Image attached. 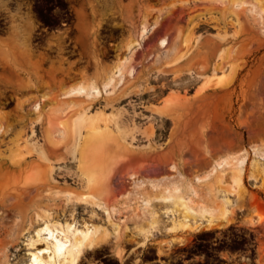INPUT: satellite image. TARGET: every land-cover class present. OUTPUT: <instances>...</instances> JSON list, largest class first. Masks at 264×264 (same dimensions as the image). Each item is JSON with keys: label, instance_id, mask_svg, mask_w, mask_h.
Segmentation results:
<instances>
[{"label": "rangeland", "instance_id": "1", "mask_svg": "<svg viewBox=\"0 0 264 264\" xmlns=\"http://www.w3.org/2000/svg\"><path fill=\"white\" fill-rule=\"evenodd\" d=\"M230 1L19 0L27 22L15 31V0L0 5V264L22 263L23 233L44 211L108 230L78 264H119L112 254L132 249L125 264H264V160L253 162L264 146V26ZM142 22L153 27L127 52ZM125 56L133 71L109 91L63 94L101 85ZM243 155L236 185L226 159ZM170 175L215 216L226 195L230 220L175 232L184 242L168 249L171 234L135 248L126 226L138 196ZM84 193L119 209L67 195Z\"/></svg>", "mask_w": 264, "mask_h": 264}, {"label": "bare ground", "instance_id": "2", "mask_svg": "<svg viewBox=\"0 0 264 264\" xmlns=\"http://www.w3.org/2000/svg\"><path fill=\"white\" fill-rule=\"evenodd\" d=\"M5 1L0 0V5H3ZM217 1L225 2L226 0ZM15 3L17 9L20 2L15 0ZM230 4L234 8H244L255 12L264 26V0H231ZM9 15L12 19L16 18V13L10 12ZM152 27L153 24L142 22L138 38L128 40L124 50L130 51ZM159 43L165 45L166 39L161 38ZM126 63V56L117 58L102 80L101 85L94 80L86 84L78 82L69 86L63 94L94 96L98 95L102 90L107 92L123 79L125 72L132 73L133 68ZM33 107L37 108L38 103L36 102ZM253 150V162L261 163V160H264V146L254 147ZM226 162L232 164L233 181L236 185H240L245 155L238 156L233 161L226 159ZM217 164L221 165L222 161ZM131 177L134 184H143V179L135 173H131ZM148 182L150 189L138 196V211H136L134 216V225L126 226L130 237L136 239L135 248L144 246L148 238L154 234H171L170 240L166 242V248L168 249L174 244L184 242L183 236H173L175 232H192L212 227L215 226L216 221L220 220L223 223L216 226H223L230 220L232 203L226 195L222 196L223 206L219 209V215L215 216L208 205L194 203L193 194L195 188L192 183L181 186L174 175L162 180L149 178ZM67 195L69 200L91 202L101 207L107 215L111 211L119 209L116 205L106 206L95 195L90 193L74 197L71 194ZM250 222L255 223L256 220L251 219ZM107 234L108 230L105 227L102 228L99 225H92L86 222L79 225L76 220L61 222L52 218L49 212L44 211L37 215L36 222L31 223L27 231L23 233L21 242L25 250L22 263L18 260L8 259L5 264H78L84 251L95 245L100 238L105 237ZM116 237L117 235H115ZM132 252L133 249L128 251L125 257ZM123 258L122 256L121 259ZM135 260L137 261L138 258Z\"/></svg>", "mask_w": 264, "mask_h": 264}, {"label": "clouds", "instance_id": "3", "mask_svg": "<svg viewBox=\"0 0 264 264\" xmlns=\"http://www.w3.org/2000/svg\"><path fill=\"white\" fill-rule=\"evenodd\" d=\"M13 0H8V7L10 8V5L12 4ZM2 11V10H0ZM26 13L25 11L21 10L20 5L18 4L17 9H16V19H15V27H13V30L15 31L16 28L18 27L19 29H22L24 24L27 22L26 18ZM13 26V21L11 23V27ZM17 35L20 38V42L23 44V33L22 31H17Z\"/></svg>", "mask_w": 264, "mask_h": 264}, {"label": "crops", "instance_id": "4", "mask_svg": "<svg viewBox=\"0 0 264 264\" xmlns=\"http://www.w3.org/2000/svg\"><path fill=\"white\" fill-rule=\"evenodd\" d=\"M97 245H98V244H97ZM97 245H96V246H97ZM94 247H95V246H94ZM137 250H138V249H137ZM132 253H133V252H132ZM132 253H131V254H132ZM125 254H126V252L123 253V257H124L123 259H121V257L118 256L116 252L113 253L112 255H114V256L117 258L119 264H125L124 262L126 261V259L128 258V256L130 255V254H129L127 257H125Z\"/></svg>", "mask_w": 264, "mask_h": 264}, {"label": "flooded vegetation", "instance_id": "5", "mask_svg": "<svg viewBox=\"0 0 264 264\" xmlns=\"http://www.w3.org/2000/svg\"><path fill=\"white\" fill-rule=\"evenodd\" d=\"M40 32V31H39ZM44 34V33H43Z\"/></svg>", "mask_w": 264, "mask_h": 264}]
</instances>
